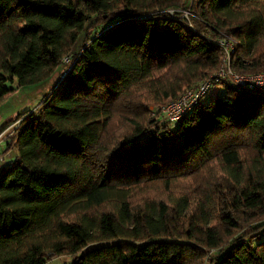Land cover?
Masks as SVG:
<instances>
[{
  "label": "trees",
  "instance_id": "1",
  "mask_svg": "<svg viewBox=\"0 0 264 264\" xmlns=\"http://www.w3.org/2000/svg\"><path fill=\"white\" fill-rule=\"evenodd\" d=\"M224 37L264 71V0H0V102L52 81L0 129V264H264V90L152 114Z\"/></svg>",
  "mask_w": 264,
  "mask_h": 264
},
{
  "label": "built area",
  "instance_id": "2",
  "mask_svg": "<svg viewBox=\"0 0 264 264\" xmlns=\"http://www.w3.org/2000/svg\"><path fill=\"white\" fill-rule=\"evenodd\" d=\"M220 43L224 50L220 69L215 74L206 77L197 87L185 89L176 98L163 105L161 112L164 118L171 121H177L182 118L201 101V98L213 85V82L219 81L220 78L227 77L238 85L264 90V71L257 73L235 71L231 66V51L234 48V40L231 37H224L220 40Z\"/></svg>",
  "mask_w": 264,
  "mask_h": 264
},
{
  "label": "rangeland",
  "instance_id": "3",
  "mask_svg": "<svg viewBox=\"0 0 264 264\" xmlns=\"http://www.w3.org/2000/svg\"><path fill=\"white\" fill-rule=\"evenodd\" d=\"M244 73V72H243ZM51 79V78H50ZM47 79L40 83H31V84H18L17 78L13 80H9V85L14 87L12 93L6 97L3 101L0 102V129L4 126V124L14 118L18 113L23 112L27 109H34L41 101L43 95L49 91L52 81ZM224 89L223 84L215 83L213 84L206 94L201 98V101H207L209 97L217 92H220ZM165 105V104H164ZM163 106V105H162ZM162 106L160 105H152L153 115H157L158 111H161ZM164 117L163 115L160 116ZM166 119V118H165ZM8 125L5 129L2 130L0 134V150H4L5 148V139L4 137L8 131ZM1 155H5L3 152ZM3 159L0 158V161ZM6 162H10L9 155L6 154ZM66 258H70L66 256ZM65 258L60 256L53 257L50 261L45 264H63Z\"/></svg>",
  "mask_w": 264,
  "mask_h": 264
},
{
  "label": "crops",
  "instance_id": "4",
  "mask_svg": "<svg viewBox=\"0 0 264 264\" xmlns=\"http://www.w3.org/2000/svg\"><path fill=\"white\" fill-rule=\"evenodd\" d=\"M56 256H59V255H56ZM56 256H54V257H56Z\"/></svg>",
  "mask_w": 264,
  "mask_h": 264
}]
</instances>
